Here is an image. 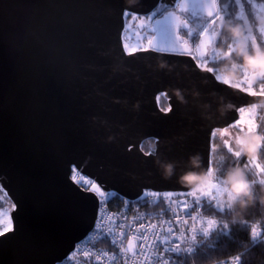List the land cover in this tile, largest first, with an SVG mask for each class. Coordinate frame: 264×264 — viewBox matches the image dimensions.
<instances>
[{"label":"water","instance_id":"1","mask_svg":"<svg viewBox=\"0 0 264 264\" xmlns=\"http://www.w3.org/2000/svg\"><path fill=\"white\" fill-rule=\"evenodd\" d=\"M159 1L0 0V190L14 226L0 237V264H61L105 194L192 191L178 178L211 168L214 133L236 125L238 108L264 105L184 53L165 15L152 45L129 54L124 13L150 14ZM172 41L181 50H158ZM72 169L100 191L79 187Z\"/></svg>","mask_w":264,"mask_h":264},{"label":"trees","instance_id":"2","mask_svg":"<svg viewBox=\"0 0 264 264\" xmlns=\"http://www.w3.org/2000/svg\"><path fill=\"white\" fill-rule=\"evenodd\" d=\"M251 2L263 4L264 0H241L240 6L237 0H217L220 13L224 16V21L231 20L234 26L239 25L241 27L245 36L251 33V36L255 38V46L252 39L247 42L249 57L257 59V57L262 56L264 58V34L258 29L260 22L256 17ZM240 10L242 12L241 15L238 14ZM241 16L243 18H240ZM218 23L220 34L216 36V43L220 50V55L223 56L209 63V67L214 68V73L218 71L226 74H237L242 72V69L248 73L260 71V68L251 71L255 64L249 63V57L238 56L236 51H233L230 56L224 55L228 51L229 44L234 46L236 41L220 26L221 22L219 21ZM261 84H264V81L257 80L255 82L256 92H260ZM160 99L162 98H159V101H161ZM160 107L162 108L161 105ZM256 107L257 126L253 145L258 140L260 144H264V105ZM222 136L220 132H215L212 137L211 169L213 170L214 181L224 188L221 181L226 171L238 167L244 170L246 179L252 186L254 201L237 217V222L232 223L233 214L226 207V202L229 198L226 193L219 198L225 205L223 211L217 209L215 201L201 198L205 215L209 219L215 220L218 226L227 224L229 227L226 232L217 230L207 237L197 236L195 251L190 255L174 258L175 264H207L234 255L240 257L238 264H264V182H262L264 181V172H260L251 159L255 155L257 157L255 162L264 167V147H259L258 151L253 153L251 146L237 157L234 155L235 150H228V147L222 141ZM141 147L144 152L152 151L154 149L153 140L143 142ZM0 192L2 193L1 190ZM177 196L188 197L186 193H179ZM4 198L7 201L6 206L4 208L0 201V210L4 208L8 212L10 202L5 196ZM120 201L121 198L115 196L108 203L113 207ZM253 226L260 233V236L255 240L252 239ZM61 264H67V261H63Z\"/></svg>","mask_w":264,"mask_h":264},{"label":"snow or ice","instance_id":"3","mask_svg":"<svg viewBox=\"0 0 264 264\" xmlns=\"http://www.w3.org/2000/svg\"><path fill=\"white\" fill-rule=\"evenodd\" d=\"M239 2V0H237ZM178 9L181 12H188L191 9L192 15L197 16L201 15L204 17L203 21L201 24L203 25V30L199 33L201 39L198 44H195V52L198 54L194 56V59H197V62L199 66L206 68V71L209 73H212L214 71L213 67H207L208 60L206 57L209 56V47L211 46V59H219V53L216 51L215 48V37L220 34V29L217 26V22H221V27H222V22L224 21V16L221 15L220 11L217 10V2L216 0H192L191 5L187 3H181L177 5ZM124 15L127 17L130 15L127 11L124 13ZM155 13H153V16ZM153 16H149L148 20H152ZM207 19H206V18ZM240 18H243L242 16ZM137 16L131 15V21H136ZM164 22H166L172 30L179 31L180 29H188L189 28V22L186 19H182L180 16L176 14V12H167V15L164 17ZM162 23L161 20H156L155 24L158 26ZM139 26L141 28L144 27V21L140 20ZM260 32L264 34V27L260 28ZM187 35L191 37L193 35V30H189ZM250 39H252L253 45L255 46V38L251 36V33L249 34ZM153 43L152 40L148 41V44L151 46ZM185 47L183 48V52L186 54H192V50L187 47V42H184ZM125 47L127 48L128 45L125 44ZM140 45H137L136 48L132 49V51H136L140 49ZM173 50V51H179L181 50L178 47V41H172L171 43H168L166 45H162L158 50ZM234 49L230 46H228V51L224 53L226 56L232 55ZM131 54V52L129 53ZM249 63L251 64H256L257 60L254 57H249ZM261 67L264 68V61H261ZM243 71V69H242ZM217 80L222 81L224 84H229V81L225 79L223 76L219 75L218 73L216 74L215 77ZM261 80L264 81V71H261L259 73H248L247 71H244V79L242 81H239L235 84H232V87L240 88L241 91L247 92L252 96L256 95H264V84H261L260 86V92L257 93L253 87H252V82L255 80ZM242 85H247V87H243ZM256 105H253L251 109H245V108H238L237 110L240 113V119L236 122V125L238 126L241 124H246L248 127L249 131H253L255 129V124L253 120L250 118L251 114L255 111ZM170 111V109H168ZM246 116L248 118H246ZM228 130L224 129L223 130V135H227ZM215 135V133H214ZM227 144V141H225ZM260 147H264V144H260ZM228 150L231 151V147H228ZM235 156L239 157L241 155L240 152H235ZM255 163L256 168L260 172H264V167H262L260 164ZM209 175H213V170L209 168ZM208 169V170H209ZM77 177L73 176V180H76ZM82 179V178H81ZM264 182V181H262ZM85 184H88V181H84ZM89 190L99 192L100 189L93 183L91 184V188ZM200 195H197L196 191H190L187 192V196H191L194 198V201L197 205H199L201 198H207L210 201H215L216 207L218 210L223 211L225 208V205L220 201L219 197L227 193L228 197L231 196L230 192H227L224 188H222L218 183H215L213 181H209L207 185L200 189ZM149 196H157V193L155 192H150L148 193ZM174 194L171 192L165 193L164 198L167 200L172 201L173 204L177 205V208L180 210H187L190 206L188 205L186 200H180L177 203V200L173 199ZM15 205H13V208ZM166 211H172V209H167ZM187 216L191 219L192 225L189 228V232L192 233L190 243L191 244H196L197 243V233L202 235L203 237L209 236L212 232L219 230L220 232H226L228 229L227 224H223L222 226H218L217 222L212 219H199L197 216H193L191 211H187ZM177 219V224H188V220L184 219L181 220L180 216L177 214L176 215ZM165 222L162 221L161 223V231L166 233L165 235H161L160 233H155V240L160 244V245H167V247L164 248V251L167 253H175L177 256H179L182 252L186 253H192L194 251L193 247H187L185 249H181L180 243L183 242L184 239H186L185 234L183 230L180 231V235L177 236L175 232L173 231V226L170 222L168 223L167 228L163 227V224ZM0 224H3L2 230H0V237H4L6 233L14 231V226L13 222L10 218L5 215V218L3 220H0ZM197 224L200 225V227H197ZM157 228V225L152 224L149 225L147 228H145L144 225H141L142 232L139 236H133L131 239L128 240V245L127 248H122L121 252L124 253H131L132 256H140L143 257L144 260L150 261L152 259V256L148 254V249H151L154 245L152 242L149 241V232L152 230H155ZM260 236V233L256 230V227H252V239L255 240ZM140 241V246L139 249L137 250L136 247V241ZM155 255L157 264H169L168 260L163 259L160 255ZM115 259V257H113ZM240 257H236L235 260L239 261ZM175 264V262H174Z\"/></svg>","mask_w":264,"mask_h":264},{"label":"built area","instance_id":"4","mask_svg":"<svg viewBox=\"0 0 264 264\" xmlns=\"http://www.w3.org/2000/svg\"><path fill=\"white\" fill-rule=\"evenodd\" d=\"M241 108L249 109L246 107ZM73 176H76L77 179L73 180ZM71 179L85 190H88L91 184L94 183L92 179L82 175L75 169H72ZM84 181H88V184H85ZM150 192L153 191L143 192L142 195L135 200L120 197L121 201L113 207L109 205V200L106 197L107 194H105L104 197L100 199L98 215L93 229L82 241L75 245L72 253L65 260L67 264H157L153 253L168 260L169 264H174V258L178 256L175 253L165 252L164 248L167 247V245H160L155 240V233H160L161 235L166 234L161 231L160 226L162 221L165 222L163 224L164 228H167V222H170L177 236H179L180 231L183 230L186 239H184L183 242L177 241L180 243L181 249L191 246L195 251V244L190 243L192 233L189 232V228L192 225V221L187 216V211H191L193 216H197L198 220L201 218L205 220L209 219L205 215L203 202L200 201L199 205H197L193 197H179L177 194L173 193V199L177 200V203L180 200H186L190 206L187 210H180L177 208L176 204L164 198L165 193H157V196H149L148 193ZM167 209H172V211H166ZM177 214L180 216L181 220L187 219L188 224L185 225L181 223L178 225L176 219ZM152 224L157 225V228L149 232V241L154 245L151 249H148V254L152 256L150 261L144 260L143 257L140 256H132L131 253L121 252L122 248H127L129 239L141 234V225L147 228ZM197 227L199 228L200 225L197 224ZM196 235L199 236L200 234L197 233ZM139 246L140 241L137 240V250ZM190 254L182 252L179 256L184 257ZM237 256L238 255H234L207 264H238L239 261L235 260ZM113 257H115V259H113Z\"/></svg>","mask_w":264,"mask_h":264},{"label":"clouds","instance_id":"5","mask_svg":"<svg viewBox=\"0 0 264 264\" xmlns=\"http://www.w3.org/2000/svg\"><path fill=\"white\" fill-rule=\"evenodd\" d=\"M128 3H134L135 0H127ZM222 27L225 31L229 33L235 39L237 48L234 49L236 51V54L241 57L248 58V46H247V37L244 35L243 31L241 30V27L239 25H233L231 20L223 21ZM230 47H232L231 44H229ZM226 56V55H225ZM235 67V65H233ZM261 71H264V68L261 67ZM260 147L259 140L256 144L252 145V152L255 153L258 151ZM253 161L257 159L255 155L251 157ZM162 163V167L164 169L165 175H171L174 169V164L172 162H169L167 164ZM190 163L194 168H199L200 163L198 158H190ZM209 170L207 172H204L201 170V172H188L184 175L180 176L179 182L184 183L186 185H194L193 191L197 190L199 188V184L195 183L196 181L200 180H212L213 175H209ZM221 183L224 186V189L227 192L231 193V196L228 198L226 202L227 209L233 214L232 215V223L237 222V217H239L243 210H246V208L253 203L254 201V195L251 184L246 179V175L244 170L240 168H231L228 171H226L224 178L222 179ZM238 257V256H237Z\"/></svg>","mask_w":264,"mask_h":264},{"label":"rangeland","instance_id":"6","mask_svg":"<svg viewBox=\"0 0 264 264\" xmlns=\"http://www.w3.org/2000/svg\"><path fill=\"white\" fill-rule=\"evenodd\" d=\"M240 1L241 0H239V2H238L239 6H240ZM251 5H252L253 10L255 11V14H256L258 21L260 22V25L258 27V29L260 30L261 27H264V2H263V4H257L255 2H251ZM238 14L239 15L242 14L241 10L238 12ZM129 22H127L126 30L123 33L124 46H125V44L128 45V47L127 48L125 47V49L127 51L128 50L130 51V50L136 48L137 45L141 46L140 49L144 48L147 45L148 37L146 36L145 33H141L137 29V27L134 25L133 21H131V23H129ZM246 37H247V42L249 40H251L250 38H248L249 34L246 35ZM236 47H237V44L235 43V45L232 46V48L235 49ZM215 48H216V51L220 54V50L218 49V46L216 43V37H215ZM208 51H209V56L206 57V59L208 60L207 67H209L210 62L218 60V59H215V60L211 59V46L209 47ZM221 56H223V55H219V58H221ZM256 60H257V63L254 65V67L252 68L251 71H255L258 68L261 69V61H264V58L262 56H259V57H257ZM244 71H246V70H243L242 72H238L237 74H226V73H222V72H218V71L215 73L216 74L218 73L219 75L223 76L225 79H227L229 81V84L232 85V84L239 82L242 78H244ZM257 106H259V105H257ZM251 108H249V109H251ZM256 109H257V107L255 108V111L250 116V118L253 120V122L255 124V129L253 131H249L246 124H241V125H238L239 127H241V129L228 128L227 129L228 130L227 135L222 136V141L224 142V144L227 147L230 146L232 150H235V152H240V153H242L243 151L245 152L247 149H249L253 145V142L255 139V130H256V126H257ZM246 118H248V117L246 116ZM225 141H227V144L225 143ZM211 181L215 182L214 178ZM208 182H209L208 180H204L201 184H199V188L197 190H195L197 195H200L199 190L204 188ZM222 195L219 198H221ZM0 201H1V205L5 208L7 201L5 200V198L1 192H0ZM4 208L0 210V220H3L5 218V215H7V217H8V212ZM2 228H3V224H0V230H2Z\"/></svg>","mask_w":264,"mask_h":264},{"label":"flooded vegetation","instance_id":"7","mask_svg":"<svg viewBox=\"0 0 264 264\" xmlns=\"http://www.w3.org/2000/svg\"><path fill=\"white\" fill-rule=\"evenodd\" d=\"M216 2H217V0H216ZM177 5H178V1L173 2V1H169V0H160L158 2L157 6L155 7V9L150 14H147V15H136V14L130 13V15L126 17V25H127V22H129L131 20V15L137 16V20L133 21L134 25L137 27V29L141 33H145L146 36L148 37L147 45L144 48H141V49H147V48L150 47L149 44H148V41L153 36L152 29L154 27L155 21L158 20V19H161L164 15L167 14V12H176V14L178 16H180L182 19L188 20V22H189V28L188 29L182 28V29L179 30V37H180L179 44L181 46L185 47L184 42L186 41L187 42V47L192 50V54H189V56L194 58V56L198 55L195 52V44H198L200 39H201V37L199 35V32L203 30V25L201 24V22L203 21L204 17L202 16V14L201 15H197V16H193L191 10H189L188 12L178 11ZM217 10L220 11L218 3H217ZM153 13H155L154 16H153ZM149 16H153V19L152 20H148ZM140 20L144 21V27L143 28H141L139 26ZM218 22H217V26L219 27V23ZM190 29L193 30V35L191 37H189L187 35V33H188V31ZM125 30H126V27H125ZM127 52H132V50H130V51L128 50ZM195 61L197 62V59H195ZM197 64H198V62H197ZM201 68H203V67H201ZM243 79L244 78H242L240 81H242ZM242 86L243 87H247L246 85H242ZM254 86H255V83L253 85V89L256 91ZM257 93H259V92H257ZM160 100L161 101H159V104L162 106L163 109H166L167 108V103L165 102V100H162V99H160ZM230 128H236V127L232 126Z\"/></svg>","mask_w":264,"mask_h":264}]
</instances>
